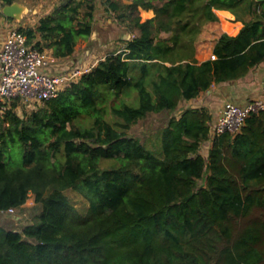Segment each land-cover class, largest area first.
Returning <instances> with one entry per match:
<instances>
[{
	"label": "trees",
	"instance_id": "16d2710c",
	"mask_svg": "<svg viewBox=\"0 0 264 264\" xmlns=\"http://www.w3.org/2000/svg\"><path fill=\"white\" fill-rule=\"evenodd\" d=\"M13 2L0 0V18ZM95 3L63 0L36 27L18 29L36 49L68 59L93 33ZM102 5L135 32L124 50L25 117L17 101L0 111V212L31 194L41 208L21 231L0 228V264H264V111L211 136L209 110L187 108L160 130L158 151L129 134L148 115L174 113L263 63L264 0ZM139 8L154 16L142 21ZM215 10L244 25L220 35L215 59L198 62ZM68 189L88 201L85 214Z\"/></svg>",
	"mask_w": 264,
	"mask_h": 264
},
{
	"label": "rangeland",
	"instance_id": "374dc122",
	"mask_svg": "<svg viewBox=\"0 0 264 264\" xmlns=\"http://www.w3.org/2000/svg\"><path fill=\"white\" fill-rule=\"evenodd\" d=\"M63 0H14L25 6V11L22 14L20 21L7 19L10 23L8 28H27L36 27L39 19L53 11V8L58 6ZM103 0H96L94 19L92 21L93 33L87 39H79L76 44V54L68 59L57 61L54 67H60L64 72L78 68L87 70L96 63L111 53H119V50L124 46V41L133 37L134 31H131L127 26L119 24L115 15L106 13ZM123 3H128L130 0H121ZM80 55H83V60L78 62ZM71 60L66 66V62ZM65 62V63H64ZM60 63H64L61 65ZM43 106V103L35 106V109ZM7 107V106H6ZM1 109V106H0ZM0 111H3L2 109ZM32 110L26 111L23 107H18L15 112L20 117H25ZM1 114V112H0ZM178 109L174 113L163 112L161 114H151L145 119L139 121L132 126L129 134L138 138L149 149L158 151L160 148L159 132L166 125L171 116H177ZM206 147L203 144L201 148L202 154H206ZM201 185V181L198 182ZM66 196L70 203L81 213L85 214L88 209V201L80 194L73 190H66ZM40 205L34 202V196L29 195L27 201L20 209H14L12 213L0 212V228L6 230L21 231L25 226L35 222L36 216L40 213Z\"/></svg>",
	"mask_w": 264,
	"mask_h": 264
},
{
	"label": "built area",
	"instance_id": "2783aa9c",
	"mask_svg": "<svg viewBox=\"0 0 264 264\" xmlns=\"http://www.w3.org/2000/svg\"><path fill=\"white\" fill-rule=\"evenodd\" d=\"M210 59H215L211 55ZM57 63L50 51L38 50L27 43L26 36L18 28H10L0 46V106L4 110L11 101L26 111L34 110L43 101L55 98L60 91L83 74L78 68L67 72H52ZM264 111V87L262 94L244 105L226 103L210 128L211 136L226 132L235 133L246 118ZM3 213L14 212L13 208Z\"/></svg>",
	"mask_w": 264,
	"mask_h": 264
},
{
	"label": "crops",
	"instance_id": "0c3cea01",
	"mask_svg": "<svg viewBox=\"0 0 264 264\" xmlns=\"http://www.w3.org/2000/svg\"><path fill=\"white\" fill-rule=\"evenodd\" d=\"M218 21L216 23L208 24L204 27L201 40L197 44L196 48V59L198 62L205 61L213 55V47L220 37L221 34L225 33L230 36H235L239 33L243 27V22L235 19V15L228 10H215L214 11ZM139 14L141 20L150 19L154 16L152 10H144L139 8ZM249 20V18H247ZM10 23L5 20L2 22V17L0 18V46L6 37L7 32L10 28ZM124 46L119 50L122 52ZM76 54V48L73 56ZM65 60V59H64ZM83 60V55H80L78 62ZM60 62V60H57ZM71 60L66 62L67 64ZM65 63V62H64ZM64 63H60L63 65ZM58 65V64H56ZM52 72H64L60 67L52 68ZM264 87V62L259 66L251 69L248 74L238 80L216 84L211 86L207 91L201 92L196 98L190 100H182L178 104V114L187 108H207L212 115V123L216 120L219 115L220 110L223 106L232 102L239 105H244L248 101L259 97L262 94ZM210 142H205L204 145L207 149L205 156L207 155L208 149L210 147ZM202 153V152H201ZM204 156V154H202Z\"/></svg>",
	"mask_w": 264,
	"mask_h": 264
},
{
	"label": "water",
	"instance_id": "95a60500",
	"mask_svg": "<svg viewBox=\"0 0 264 264\" xmlns=\"http://www.w3.org/2000/svg\"><path fill=\"white\" fill-rule=\"evenodd\" d=\"M262 1V0H258ZM25 11V6L18 2H13L9 5H4L1 9L2 12V22L7 19H12L14 21H20L22 19V14Z\"/></svg>",
	"mask_w": 264,
	"mask_h": 264
}]
</instances>
